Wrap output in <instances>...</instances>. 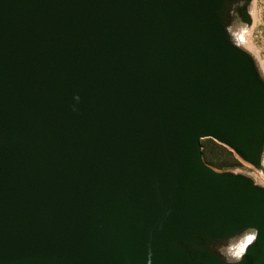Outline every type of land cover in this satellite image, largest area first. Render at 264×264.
Segmentation results:
<instances>
[{"label":"water","instance_id":"obj_1","mask_svg":"<svg viewBox=\"0 0 264 264\" xmlns=\"http://www.w3.org/2000/svg\"><path fill=\"white\" fill-rule=\"evenodd\" d=\"M252 2L0 0V264H264Z\"/></svg>","mask_w":264,"mask_h":264},{"label":"bare ground","instance_id":"obj_2","mask_svg":"<svg viewBox=\"0 0 264 264\" xmlns=\"http://www.w3.org/2000/svg\"><path fill=\"white\" fill-rule=\"evenodd\" d=\"M254 2L249 7L250 14L253 20V25L248 26L245 24L238 23L231 29V33L233 35V38L254 56L261 72L264 75V58L261 57L259 48L253 43L250 38L251 31L255 23L258 22V20L260 19L259 9L258 7H256V5H254ZM262 163L264 165V156ZM259 172L252 173L251 176L256 183L264 186V174L262 173V175L261 172ZM250 236V234H245L244 236L235 239L232 243H230L229 246L225 247L222 251L230 258H237V256L235 255L236 253H239L240 257L241 253L243 252L240 250H244L245 245L248 243V237Z\"/></svg>","mask_w":264,"mask_h":264},{"label":"rangeland","instance_id":"obj_3","mask_svg":"<svg viewBox=\"0 0 264 264\" xmlns=\"http://www.w3.org/2000/svg\"><path fill=\"white\" fill-rule=\"evenodd\" d=\"M253 2H254V5H256V7H258V9H259L260 19L258 20V22L255 23V25L251 31L250 38L253 41V43L259 48L261 57L264 58V0H253ZM252 25H253V23H252ZM208 142H209L208 138H205L202 140V144L208 143ZM218 155H219V153L216 154V156H218ZM218 158H219L218 161H220V162L226 161L227 163H229L231 161L230 159L225 158L224 156H218ZM210 165L213 166L214 168L218 169V170H232V171H236V172H244V173H247L249 175H251L252 173H258L260 171L256 168H254L252 165H249L248 163L243 162L241 160H239V164L227 165L224 168H219V167L212 165V164H210ZM261 174H262V172H261Z\"/></svg>","mask_w":264,"mask_h":264},{"label":"trees","instance_id":"obj_4","mask_svg":"<svg viewBox=\"0 0 264 264\" xmlns=\"http://www.w3.org/2000/svg\"><path fill=\"white\" fill-rule=\"evenodd\" d=\"M209 142L208 143H203V155L205 160L212 165H215L219 168H224L227 165H236L239 164V160L236 157V155L230 151L227 147L217 143L215 140L208 138ZM218 156H224L225 158L230 159L231 161L229 163L225 162H220L218 161Z\"/></svg>","mask_w":264,"mask_h":264},{"label":"snow or ice","instance_id":"obj_5","mask_svg":"<svg viewBox=\"0 0 264 264\" xmlns=\"http://www.w3.org/2000/svg\"><path fill=\"white\" fill-rule=\"evenodd\" d=\"M252 239H253V237H251V236L248 237V242H251ZM240 251H243V249H241ZM235 255L237 256V258H239V253H236Z\"/></svg>","mask_w":264,"mask_h":264}]
</instances>
